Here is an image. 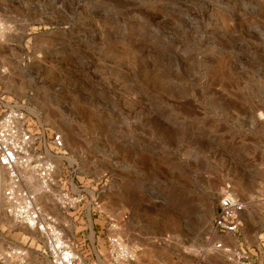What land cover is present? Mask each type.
<instances>
[{
	"label": "rangeland",
	"instance_id": "obj_1",
	"mask_svg": "<svg viewBox=\"0 0 264 264\" xmlns=\"http://www.w3.org/2000/svg\"><path fill=\"white\" fill-rule=\"evenodd\" d=\"M2 99L63 134L57 176L97 203L75 219L30 183L84 253L115 223L136 264H228L217 241L264 264V0H0ZM8 185L0 167V250L51 264ZM225 193L246 204L235 238L214 231Z\"/></svg>",
	"mask_w": 264,
	"mask_h": 264
},
{
	"label": "built area",
	"instance_id": "obj_2",
	"mask_svg": "<svg viewBox=\"0 0 264 264\" xmlns=\"http://www.w3.org/2000/svg\"><path fill=\"white\" fill-rule=\"evenodd\" d=\"M0 107V167L6 169L9 178V185L2 191L5 214L42 235L43 252L51 264H136L138 251L117 234L115 223L110 224L112 232L105 235V248L98 247L94 240V249L89 253L80 250L78 241L66 235L69 222L44 207L41 194L30 183V175L37 177L45 194L63 213H73L75 219L84 212V206L87 208V202L97 203L96 196L92 197L88 187L81 188L74 176L70 180L57 176L59 159L67 158L61 132L51 129L24 102L2 99ZM245 209L243 201L225 193L214 218V231L235 238ZM214 246L224 253L228 264H263L242 242L235 246L217 241ZM25 256L22 249L0 250L2 264H17Z\"/></svg>",
	"mask_w": 264,
	"mask_h": 264
},
{
	"label": "bare ground",
	"instance_id": "obj_3",
	"mask_svg": "<svg viewBox=\"0 0 264 264\" xmlns=\"http://www.w3.org/2000/svg\"><path fill=\"white\" fill-rule=\"evenodd\" d=\"M34 177H35V176L31 174V176L29 177V180H30L31 182H33ZM36 178H37V177H36ZM38 189H39L40 191H43V187H42V185H40Z\"/></svg>",
	"mask_w": 264,
	"mask_h": 264
}]
</instances>
